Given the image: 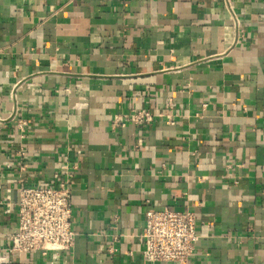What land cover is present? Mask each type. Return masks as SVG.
<instances>
[{
  "label": "crops",
  "instance_id": "1",
  "mask_svg": "<svg viewBox=\"0 0 264 264\" xmlns=\"http://www.w3.org/2000/svg\"><path fill=\"white\" fill-rule=\"evenodd\" d=\"M223 3L0 0V246L63 165L76 233L15 262L177 264L141 256L167 206L199 219L187 264H264V0H232L237 28Z\"/></svg>",
  "mask_w": 264,
  "mask_h": 264
},
{
  "label": "built area",
  "instance_id": "2",
  "mask_svg": "<svg viewBox=\"0 0 264 264\" xmlns=\"http://www.w3.org/2000/svg\"><path fill=\"white\" fill-rule=\"evenodd\" d=\"M222 1L231 15L233 26L237 28L239 19L232 0ZM171 108L169 100L165 110L170 111ZM164 115L165 123L173 125L172 114ZM129 117L134 123H147L152 119V114L139 109L134 110ZM24 125L20 121L19 127ZM18 155L23 157L24 150L19 148ZM20 170H24V167L20 166ZM60 170L63 179L41 181L37 185L27 183L20 187L16 201L17 224L7 244L0 246V264H21L15 260L22 254H38L55 261L60 253L73 246L76 233L71 225V189L67 182L69 169L63 165ZM198 225L199 219L195 212L187 208L176 210L165 206L146 211L140 233L141 256L151 263L187 264L200 238Z\"/></svg>",
  "mask_w": 264,
  "mask_h": 264
}]
</instances>
